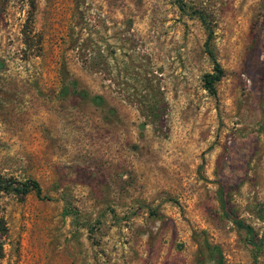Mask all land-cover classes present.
I'll use <instances>...</instances> for the list:
<instances>
[{"label": "rangeland", "instance_id": "obj_1", "mask_svg": "<svg viewBox=\"0 0 264 264\" xmlns=\"http://www.w3.org/2000/svg\"><path fill=\"white\" fill-rule=\"evenodd\" d=\"M180 1L0 0V264H264V0Z\"/></svg>", "mask_w": 264, "mask_h": 264}, {"label": "trees", "instance_id": "obj_2", "mask_svg": "<svg viewBox=\"0 0 264 264\" xmlns=\"http://www.w3.org/2000/svg\"><path fill=\"white\" fill-rule=\"evenodd\" d=\"M179 6H182L180 0H173ZM210 31L207 33L206 40L204 41V48L206 54L209 56L212 63L211 72L204 73L202 76L203 86L204 88L211 94H215L214 83L219 80L222 75V69L219 66L218 62L214 59L212 51L207 45V41L210 37ZM94 101L99 102L100 97L94 96ZM0 192L3 193H12L16 195H24L26 193L32 192L39 199H48V197L41 192V188L38 182L32 178H24L22 180H16L12 177H0ZM234 224L238 227H241L246 234H250L251 238L255 239V235L252 233L251 228L240 221H233Z\"/></svg>", "mask_w": 264, "mask_h": 264}]
</instances>
